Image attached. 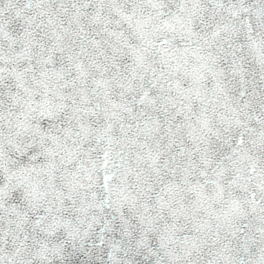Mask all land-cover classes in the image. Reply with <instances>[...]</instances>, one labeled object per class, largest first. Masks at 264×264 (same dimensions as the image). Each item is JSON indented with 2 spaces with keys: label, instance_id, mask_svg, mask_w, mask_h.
I'll use <instances>...</instances> for the list:
<instances>
[{
  "label": "snow or ice",
  "instance_id": "6c2138e0",
  "mask_svg": "<svg viewBox=\"0 0 264 264\" xmlns=\"http://www.w3.org/2000/svg\"><path fill=\"white\" fill-rule=\"evenodd\" d=\"M0 264H264V0H0Z\"/></svg>",
  "mask_w": 264,
  "mask_h": 264
}]
</instances>
